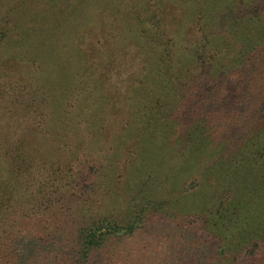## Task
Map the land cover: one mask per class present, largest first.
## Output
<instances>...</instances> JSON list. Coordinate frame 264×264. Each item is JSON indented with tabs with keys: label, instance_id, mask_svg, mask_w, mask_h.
<instances>
[{
	"label": "trees",
	"instance_id": "obj_1",
	"mask_svg": "<svg viewBox=\"0 0 264 264\" xmlns=\"http://www.w3.org/2000/svg\"><path fill=\"white\" fill-rule=\"evenodd\" d=\"M211 1L198 23L225 11L226 37L175 41L149 6L121 1L105 6L102 32L81 28L91 52L67 42V31L59 42L60 25L49 28L25 55L43 54L28 98L17 91L23 77L0 69V264H98L158 216H197L199 229L218 240L212 264H239L243 255L245 264H262L264 13L251 11L255 0L251 10L244 0ZM87 3L68 12L73 41ZM99 19L95 13L93 23ZM102 35L106 44L96 47ZM122 36L141 49L125 98L101 81L90 89L91 74L116 59ZM97 88L103 94L91 100ZM193 195L198 201L184 209Z\"/></svg>",
	"mask_w": 264,
	"mask_h": 264
},
{
	"label": "rangeland",
	"instance_id": "obj_2",
	"mask_svg": "<svg viewBox=\"0 0 264 264\" xmlns=\"http://www.w3.org/2000/svg\"><path fill=\"white\" fill-rule=\"evenodd\" d=\"M79 1L0 0V62L3 60V65H0V69H2L4 77L10 75L14 81L23 77L22 86L19 83L17 91L22 90L24 99L29 97L28 91L32 86L28 77L31 74L33 76L34 74L37 75V68L41 64L43 57V54L40 53L36 54L34 58H30L31 55L25 56L29 49L31 50L33 47L35 49L39 48L42 38H44L49 28L54 24H58L60 25L57 33L59 42L62 43L63 32L67 31V42H73V44L80 46L82 50L91 52L90 44L86 43L89 41V37L83 38L84 33H82L81 28L86 30L88 24H92V26H97L102 32L104 21H108L104 15V8L107 4L119 7L121 1H124L126 5H132L133 2L137 1L140 9L149 6L151 12H154L153 21L159 22L162 26L165 25L168 35L175 41L201 40L205 34L211 32L215 35L226 37L224 34L225 29H223V18L227 12L221 11L219 15L206 21V25L198 23L201 19L200 12L206 4L212 3L211 0H88V3L84 4L86 10L74 22L78 25L80 31L77 35L74 33L76 38L73 41V30H69V24L72 21L68 18V12ZM162 1L163 4H158ZM249 2L250 0H244V3L248 4L244 8L247 7L251 10ZM223 3L225 4V2ZM191 6L193 8L192 12L189 9ZM250 6L253 9H258V11L252 9V12L264 13V0H255ZM95 13H99L101 19L93 23ZM262 22L264 23V19ZM116 25L118 26V24ZM151 28L154 29L152 25ZM103 35L95 43L96 47L105 46L106 39ZM126 36L121 38L116 59L108 65L104 61L102 63L103 68L91 74L90 89L101 81L105 90L118 87L122 93V98L128 97V91L132 84L130 78L133 77V70L139 68L140 60L137 57L141 56V49ZM229 45L226 48L225 45H215V51L229 50ZM28 59L29 62L25 61ZM5 61H7V67H5ZM97 61H100V59ZM197 75L199 77V73ZM44 76L47 75L44 74ZM224 84L225 88L231 92L233 81L228 80ZM215 86H220L219 80ZM93 91H95V94L90 98L91 100H94L98 94H103L99 88ZM203 93L201 90L197 92V94ZM9 95L10 93L6 94L3 99L6 104L11 101ZM40 95L36 100H43L46 97L42 94ZM227 99L232 101V95H227ZM108 124L110 123L108 122ZM233 134H236V131ZM242 136H244L243 131L237 132V137L242 138ZM104 149V151L108 150L107 145ZM102 154L99 152L101 162H103ZM128 155L129 150L126 148L123 162ZM193 196L196 197H192L191 201L189 196L183 199L184 209L188 207L189 203H193V200L198 201L199 197L197 195ZM97 210L101 212L106 210L103 202L97 204ZM199 223L200 220L197 216L187 221L179 218L155 217L144 230H141L135 236L114 243L112 247L107 249V254H103L98 264H212L217 253L218 240L206 229H199ZM238 259L241 260L239 264L247 262L244 255L238 257ZM260 262L263 264L264 258L260 259ZM61 263H65V261L61 259L51 262V264Z\"/></svg>",
	"mask_w": 264,
	"mask_h": 264
}]
</instances>
